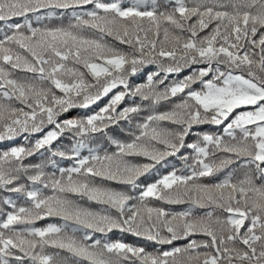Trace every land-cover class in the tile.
Returning a JSON list of instances; mask_svg holds the SVG:
<instances>
[{"label": "snow or ice", "instance_id": "1", "mask_svg": "<svg viewBox=\"0 0 264 264\" xmlns=\"http://www.w3.org/2000/svg\"><path fill=\"white\" fill-rule=\"evenodd\" d=\"M18 137L0 264H264V0H0Z\"/></svg>", "mask_w": 264, "mask_h": 264}, {"label": "trees", "instance_id": "2", "mask_svg": "<svg viewBox=\"0 0 264 264\" xmlns=\"http://www.w3.org/2000/svg\"><path fill=\"white\" fill-rule=\"evenodd\" d=\"M65 22H67V21H65ZM152 67H154V66H152ZM81 71H86V69H83L81 67ZM184 74L185 73H182L181 74V77ZM133 79L135 80L136 78H133ZM137 82H143V80H138ZM106 100H107V98H104V100L100 101V104L103 105L106 102ZM125 103H128V101L126 100ZM96 109H97V106L96 105H93L91 109H79V108H75V109H71L69 111V113H66L64 115L65 116H70V117L71 116H78V115H82L85 112H91V111L96 110ZM164 110H167V109H164ZM61 119H63V117H61ZM204 127L207 128L208 126H204ZM109 134H114V133H112V130L111 129H109ZM36 135H42V134H36ZM119 138L120 139H125L126 138V134H123V133L119 134ZM189 139H192V137H189ZM60 144H63L65 147L68 146L67 141L64 139V137H61V140L60 141H56L54 143L53 147H56L57 145H60ZM9 145H11V146H23L24 145L23 138L22 137H18L15 141H4V142H0V151H3ZM83 154H87V153L85 152ZM136 159H139V158H136ZM169 159H175V158H169ZM39 160H40V157H39V154L37 153L35 156L29 157L28 160L25 161V163H28L29 161H32V162L35 163V162H39ZM176 165H177V167H181L182 166V162L179 161V160H176ZM64 166H70L69 165V162H64ZM165 171H167V170H165ZM4 195H8V194L7 193H4L2 190H0V196H4ZM0 207H3V206L0 205ZM165 207H170L173 210H183V209H185L187 207V205H172V206H165ZM197 211L198 212H203L205 210L199 209ZM48 222L62 223V221H59L58 219H52V220H49V221H39L38 222V226H45L46 223H48ZM117 238H119V237H117ZM123 238L127 242H129V243L137 242V238L132 237V236L127 235V234H125ZM177 243L180 244V243H183V242H177Z\"/></svg>", "mask_w": 264, "mask_h": 264}]
</instances>
